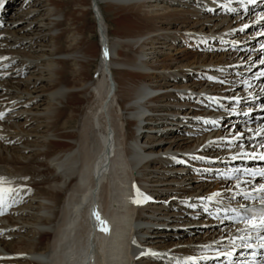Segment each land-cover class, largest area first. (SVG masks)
Returning <instances> with one entry per match:
<instances>
[{"label":"bare ground","instance_id":"1","mask_svg":"<svg viewBox=\"0 0 264 264\" xmlns=\"http://www.w3.org/2000/svg\"><path fill=\"white\" fill-rule=\"evenodd\" d=\"M97 1L101 13L99 22L105 30L102 47L108 51L107 57L103 51L104 65H100L102 70L97 80L90 77L89 68L99 60L101 45L89 40V33L95 28L88 22L92 7L89 0H21L18 2L21 6L7 0L0 3V18L8 17L6 24L9 25L2 32L0 42V57L9 58L0 60V111L12 108L8 115L6 113V119L0 121V175L12 173L16 186H26L21 193L22 202L14 205L15 212L8 217L9 224H0V264L77 262L74 246H78L80 253L82 243L71 245L66 252L59 251L55 234L64 230L65 240L73 239L77 228L81 227L82 239L88 241L87 213L93 196L112 228L110 232L94 230V253L87 264H122L127 257L124 254L128 241L135 232L138 243L135 255L151 253V250L201 254L210 250L202 245H213L219 237L217 232L221 228L203 226V219H189L188 214H184L194 197L205 196L216 184L202 179L194 182L193 171L183 172L187 167L169 168L167 165L171 160L180 164L182 158L189 159L187 155L196 149V153H201L198 149L209 139L219 137L201 131L199 111L191 113L190 109L182 107L197 105L188 101L192 94L187 92L188 88L204 87L197 75L213 74L220 64H224V68L256 71L260 67L252 66L261 61L255 60L259 53L236 55L232 51L203 50L192 52L191 58L184 56L186 63H177V57L161 59L170 44V48H178L172 43L188 42L190 38L199 43L201 37L211 40L223 34L227 37L226 32L236 30L237 25L225 23L224 18L218 16L202 15L197 0ZM106 12L113 15L110 17L117 25L116 32H111ZM239 36L240 32L230 35L231 38ZM252 56L254 62H249ZM244 62L248 65L237 64ZM148 68L155 73H148ZM182 77L189 81L182 83L179 79ZM227 77L235 79L236 74ZM145 82L148 85H144ZM232 82L237 84L236 80ZM156 89L166 92L144 102ZM172 89L185 91L176 93ZM213 89L217 91L218 87ZM239 89L236 88L237 92L243 93ZM88 93H93V104L90 101L87 107L89 113L83 108ZM181 97L188 100L180 101ZM115 99L120 105L118 109H113ZM146 109L154 115L145 117ZM178 114H192L197 120H191V125L187 126L189 120L175 118ZM108 120L112 123L111 134H115L114 144H119H115L114 156L110 159L107 153L102 154L108 140L104 131ZM163 120L175 123L171 128L176 133L167 139V145H163V138L158 135L169 126L152 124ZM125 124L126 134L123 135ZM246 128V125L236 124L225 127L222 133L228 136L243 133L246 140L237 146H246L254 143L249 138L255 133ZM219 146L226 145L213 142L205 151L223 152ZM79 153L94 165L84 170L77 167L64 176L55 172V166L63 159ZM159 153L164 156H150ZM129 155L138 158L133 166L135 171L126 159ZM105 160H109V165L101 172ZM77 173L82 174L80 181ZM135 177L141 188H145V194L151 197L137 215L128 196L121 197ZM166 218L174 221L172 227L179 221L183 223L171 231L166 228L151 232L158 226L165 229L161 224L166 223ZM151 236L156 238L151 239ZM106 244L115 251L112 261H108ZM191 245L194 248H189ZM5 253L28 256L7 257ZM156 258L148 254L134 263L132 256L124 264H162ZM79 264L86 261L83 259Z\"/></svg>","mask_w":264,"mask_h":264},{"label":"snow or ice","instance_id":"2","mask_svg":"<svg viewBox=\"0 0 264 264\" xmlns=\"http://www.w3.org/2000/svg\"><path fill=\"white\" fill-rule=\"evenodd\" d=\"M250 3H255L256 0H249ZM0 3H2V0H0ZM230 11H236V9L231 8L229 9ZM262 20H264V16L261 17ZM245 28L248 27V25H244ZM206 43V41H205ZM104 55L107 57L108 56V51L107 49H105L104 51ZM9 59L8 57H0V60H7ZM262 64H264V61H261ZM221 71H223V69H221ZM261 76H264V72L260 73ZM211 79H215V77H211ZM210 99H215L214 97H210ZM233 99H237L236 97H233ZM218 103V101H217ZM5 113L4 112H0V120H3L5 118ZM205 123L211 124L213 126H216L218 124L217 121L215 120H211V121H205ZM262 132H264V128L261 129ZM243 133H240V137L243 138ZM2 138V137H0ZM223 139V138H221ZM236 137H233V140H235ZM261 147H264V144L260 145ZM193 158H198V159H209L208 157H204V156H200V157H193ZM233 160L235 159H259V160H264V153H255V154H251V153H243V155L237 154L235 156L231 157ZM205 171H211V169H205ZM236 172H240V169H236ZM245 172H249L250 170L245 169ZM250 174L252 176H260V177H264V168L259 169V170H251ZM223 175V174H221ZM22 179L27 180L28 177H23ZM239 179V178H238ZM237 188H239V183H237L236 185ZM26 186H16L15 181L5 175H0V215H4L7 213V211L9 209H11V207L19 202H22L23 197L21 196V193L25 191ZM227 192L231 193L232 189H226ZM253 191L255 192H259V193H264V183L260 184L258 188L253 189ZM236 195H243L246 199H250V200H256V197L254 195L251 194V192H237ZM137 199H134V203H141V202H146L147 200L151 199V197L141 193L139 191V189H137ZM139 197H142V199H140ZM221 197V193L219 191L217 192H213L211 195L204 197L201 196L198 199L201 200V202H212V201H217L218 198ZM231 199H235V196H232ZM222 202V201H221ZM262 206H264V196H261V198L258 201ZM191 207H196L195 204L190 205ZM210 205L205 203L204 204V210L208 211ZM238 208H243L245 210V212L248 211V206L245 205H238L237 209H230L231 211L235 212L238 210ZM228 209H222V211H227ZM95 215L97 216V219H100V215L99 213H95ZM225 219L228 220H234L236 221L238 224L242 223L244 225V228H237L238 232H244L246 233V235H241V236H236L233 238H229V243L230 245L237 247V240L240 241H246V240H251L253 239V235L252 233H255V238L259 241V243L257 245H253L250 243H244L242 246L244 248H253V247H259L261 249H264V207L261 208V210L258 213L255 212H250L247 217L244 216H237V217H230V216H226ZM101 223L103 225H105V227H103L101 230L103 231H108V228L106 226L107 222L106 221H101ZM222 241L220 240H216L213 241V244H220ZM202 248L208 249L211 248L212 245L211 244H204L201 246ZM157 255V253L151 252V253H145L142 252L141 255ZM251 255L253 256V258H255L258 253L257 252H252ZM217 256H227L229 258H232L233 256V252L229 251L227 253L224 252H220L217 251ZM211 259V257L207 256V255H201V256H196V255H191L186 257L183 261H178V264H199V261L202 260H209Z\"/></svg>","mask_w":264,"mask_h":264},{"label":"rangeland","instance_id":"3","mask_svg":"<svg viewBox=\"0 0 264 264\" xmlns=\"http://www.w3.org/2000/svg\"><path fill=\"white\" fill-rule=\"evenodd\" d=\"M19 1H21V0H7V2H11V3H13V4H17L18 5V2ZM93 1L94 0H89V3H90V6H91V4H93ZM18 6H21V3L18 5ZM89 6V7H90ZM88 7V8H89ZM90 10H91V7H90ZM6 12H8V11H6ZM105 15H106V17L109 19V21L111 22V24H110V29H111V32H116L117 30V25L115 24V23H113L112 22V20H113V15L112 14H110V13H105ZM110 16H112V17H110ZM89 21L88 22H90L89 23V25H91V26H94L95 28H94V31L93 32H90L89 33V40H91V41H93L94 40V42L97 44V45H99L100 46V44H99V35H98V31H99V27H98V23H97V20L95 19V16H94V14H93V12H92V10H91V14H89V19H88ZM102 23V22H101ZM103 24V23H102ZM91 35V36H90ZM185 42V41H184ZM181 42H179V41H177V42H175V43H172L173 44V46L174 47H178V48H170V46H171V44L169 45V47H168V49H167V51H166V53H163L162 54V56H161V59H165V60H171V59H175L176 57H177V59H178V61H177V63H186L188 60H185V59H183L184 58V56H186V57H193V55L194 54H192V51L194 50L193 48L194 47H192L191 46V44H184V45H179ZM179 47H181V48H179ZM195 52V51H194ZM100 60H98V61H94V63L92 64V66H90V68H89V70H90V77L91 78H93L94 80H97V78H98V74H99V71H100ZM191 68L190 69H192V66H190ZM254 70V69H253ZM27 71V70H26ZM26 73V72H25ZM24 73V74H25ZM188 80V79H187ZM187 80H182V83H187L188 81ZM176 82V81H175ZM90 97V98H89ZM93 93H88L87 94V96H86V102H85V104H84V109H86L89 105V102L91 101V104H93ZM90 99V100H89ZM179 100L180 101H183V100H188L187 98H184L183 99V97H181V98H179ZM88 101V102H87ZM192 102V101H191ZM12 108H9V109H7L8 110V114L11 112L10 110H11ZM113 109H115V106H113ZM87 112L89 113L90 112V109H88L87 108ZM7 114V115H8ZM115 115H116V113H114ZM117 116H119V114H117ZM120 119H121V117L119 118V122H121L120 121ZM159 127H162V126H164V125H158ZM124 130V129H123ZM168 134H166V135H164V134H162V135H158V137H161V138H163V145H167L168 143H166V141H168L167 139H169V138H171V134L172 135H175L174 133H176L175 132V130L172 128V131H169V132H167ZM123 135H124V133H123ZM164 135V136H163ZM18 144H21V143H15V145H18ZM175 164H177V162L175 161V160H171V162L170 163H168V165H167V167H169V168H172V167H177V166H182L181 164H179V165H176V166H173V165H175ZM192 176H194V174L191 172V177ZM13 177V176H12ZM11 177V178H12ZM194 177H196V178H194ZM193 177V181L194 182H200V180L201 179H197V176L195 175ZM163 186H167V185H159V187H163ZM22 197H24V195H22ZM125 203H127L126 201H125ZM117 212H118V210H117ZM123 211L122 210H119V213H122ZM117 217H118V215H117ZM167 217V216H166ZM189 219H192V217H190L189 215L187 216ZM9 218H10V216H9ZM8 217L7 218H5V219H3L2 220V222L0 223L1 225H8L9 224V222H8V219H9ZM167 219V218H166ZM186 222H188V221H185V223ZM113 224L114 223H116L115 221L114 222H112ZM174 223V221H168L167 223H165V224H161V225H166V224H168L169 226L170 225H172ZM178 222H176L175 224H177ZM180 224V223H179ZM178 224V225H179ZM202 224V223H201ZM203 224H204V222H203ZM182 226V225H181ZM180 226V227H181ZM48 227H50V226H48ZM175 228H177V226L175 227H172V226H170V229L169 230H167L166 228L165 229H159V226L157 227V228H154L153 230H151V232H154V233H156V232H160V230H167V231H171L172 229H175ZM214 229V228H213ZM215 230H216V228H215ZM150 232V233H151ZM192 235H194L195 233H191ZM110 236V235H109ZM189 236H191V235H189ZM168 237V236H167ZM167 237H165V238H167ZM151 239L152 238H156L155 236H151L150 237ZM7 240H10V238H8Z\"/></svg>","mask_w":264,"mask_h":264}]
</instances>
